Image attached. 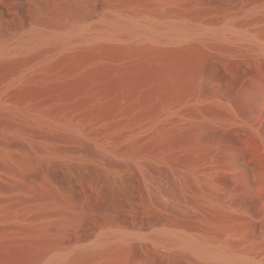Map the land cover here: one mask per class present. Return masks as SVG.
<instances>
[{
    "label": "rangeland",
    "instance_id": "374dc122",
    "mask_svg": "<svg viewBox=\"0 0 264 264\" xmlns=\"http://www.w3.org/2000/svg\"><path fill=\"white\" fill-rule=\"evenodd\" d=\"M181 238L264 263V0H0V264H208Z\"/></svg>",
    "mask_w": 264,
    "mask_h": 264
},
{
    "label": "bare ground",
    "instance_id": "6f19581e",
    "mask_svg": "<svg viewBox=\"0 0 264 264\" xmlns=\"http://www.w3.org/2000/svg\"><path fill=\"white\" fill-rule=\"evenodd\" d=\"M87 8V7H86ZM79 9L81 10H85L83 6H79ZM87 10V9H86ZM118 22V21H116ZM115 21L112 22V23H109L108 26L113 29V30H116V29H119L121 28V24L119 23H116ZM153 22V21H152ZM150 23L148 26H151L150 28L153 27L154 23ZM123 24V23H122ZM153 24V25H151ZM124 25H130L131 24H126L124 23ZM125 26V27H126ZM134 26V25H133ZM123 27V26H122ZM124 27V28H125ZM129 27V26H128ZM136 27V26H135ZM147 27V26H146ZM184 27V26H183ZM143 28V27H142ZM150 28H146L147 30L150 29ZM110 29V30H111ZM129 29V28H127ZM145 29V30H146ZM156 29V28H155ZM109 30V31H110ZM131 30V29H130ZM144 33V36L145 37H151L153 35V31L150 29ZM190 30V29H189ZM187 28H173L172 30H170V33L172 34L171 37L172 38H175V37H179V36H186V34L190 33ZM112 31V30H111ZM144 32V31H143ZM169 32V31H168ZM110 33V32H109ZM142 33V32H141ZM158 33V32H157ZM156 34V33H154ZM157 35V34H156ZM55 37V36H54ZM57 37V36H56ZM62 41L64 39V37H61L60 38ZM59 39V40H60ZM179 40V39H178ZM174 41V40H173ZM62 44V43H61ZM60 45V44H59ZM183 49V48H182ZM178 53V52H177ZM183 61V60H182ZM43 156V155H42ZM45 160L47 161V163L49 164L48 167H54L56 166L57 164H62V166L60 167H64L63 170H66L68 173L72 172L73 169H81L82 167L84 166H87L89 162H85V160L83 159H76V158H72L71 156H66L63 154H59L57 152H54L52 151L51 149L48 150L46 153H45ZM46 163V164H47ZM45 164V163H44ZM60 164V165H61ZM85 168V167H84ZM50 169V168H49ZM51 170H54V169H51ZM99 171V169H98ZM102 171V170H101ZM104 171V173H103ZM102 173L105 175L106 177V180H107V183H106V187H107V191L109 190V192L111 191L113 193V191L115 190L114 188H120L121 186L124 185V181L122 180V175H120V173L116 170H112V169H105L103 170ZM80 172V171H79ZM100 172V171H99ZM84 173V172H83ZM101 173V174H102ZM51 174V173H50ZM79 174V173H78ZM74 175V174H73ZM94 175V174H93ZM84 175H82L83 177ZM99 178V177H98ZM100 179V178H99ZM69 180V178H68ZM98 180V179H97ZM71 181V180H69ZM113 190V191H112ZM120 190V189H119ZM117 191V190H115ZM108 192V194H109ZM107 193V192H106ZM108 194H106V196L110 197ZM112 195V194H111ZM110 199V198H109ZM108 199V200H109ZM112 200V199H110ZM113 202H114V199H113ZM121 235V234H120ZM167 235L169 236V234L167 233ZM165 234H163V239L165 241L166 237H168ZM124 237V236H123ZM119 238H121V236H119ZM187 238V237H186ZM113 239V238H112ZM170 240V238H168ZM174 239V238H173ZM191 239V238H190ZM190 239H180L182 241L181 244L179 243V245H183L184 249L186 248V250L188 251L187 254L190 253L189 257L191 259V255H194L198 258H200L204 263H208V264H258V263H252L250 261H248V259H244L241 258V257H238L236 255H233L231 254V250L228 249H225L224 247H212V243L210 245L212 246H209L207 244H205L204 242L200 241V240H190ZM197 239V238H196ZM203 239V238H202ZM159 240V239H158ZM117 241V240H116ZM160 241V240H159ZM162 241V239H161ZM206 241V240H205ZM99 242V241H98ZM168 242V241H167ZM174 242V241H173ZM102 243V242H101ZM175 243V242H174ZM105 244V243H104ZM100 245V244H99ZM220 245V244H219ZM223 245V244H222ZM221 245V246H222ZM100 248L98 247H95L94 248V251L95 250H104L105 249V246H99ZM226 247V246H225ZM94 251L90 252V251H85L83 249H78V250H75V253H72V254H60L59 256L56 257V259H54L53 261V264H79L81 262H83L82 260L86 259L88 256H90L91 254L93 255L94 254ZM186 251V252H187ZM97 251H95L96 253ZM91 255V256H92ZM96 255V254H95ZM186 255V254H185ZM187 256V255H186ZM193 256V257H194ZM185 257V256H184ZM189 259V258H188ZM196 259V258H195ZM197 260V259H196ZM250 260V259H249ZM201 261V262H202ZM261 264V263H260ZM264 264V263H263Z\"/></svg>",
    "mask_w": 264,
    "mask_h": 264
}]
</instances>
